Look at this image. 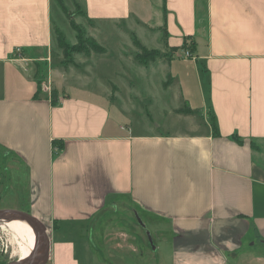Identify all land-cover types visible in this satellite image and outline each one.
<instances>
[{
    "label": "crops",
    "instance_id": "obj_1",
    "mask_svg": "<svg viewBox=\"0 0 264 264\" xmlns=\"http://www.w3.org/2000/svg\"><path fill=\"white\" fill-rule=\"evenodd\" d=\"M50 1L0 0V149L13 174L0 185V196L13 189L17 197L23 168L28 213L46 226L48 259L96 264L88 247L76 248L67 226L82 228L107 208L126 204L141 213V223L145 218L155 229L162 228L160 220L170 224L171 238L155 244L156 264H264V0H160L154 8L159 21L143 0H72L69 6L61 0L69 12L85 13L73 19L87 36L95 37L96 21H133L141 39L135 32L131 37L167 53L168 63L158 59L144 67L185 63L195 70L193 93L177 91V105L160 106L163 121L140 129L108 108L117 85L105 89L106 107L75 92L73 67L50 77L54 28L62 32ZM105 31L122 36L118 27ZM188 35L197 42L189 57L172 49ZM119 52L123 67L129 58L122 47ZM92 54L75 56L91 60ZM41 62L46 79L36 74ZM170 76L175 82L182 73ZM186 105L192 114L174 113ZM146 116L152 118L149 110ZM118 230L107 232L104 244L123 251L132 244ZM108 256L105 264H127L112 251Z\"/></svg>",
    "mask_w": 264,
    "mask_h": 264
},
{
    "label": "rangeland",
    "instance_id": "obj_2",
    "mask_svg": "<svg viewBox=\"0 0 264 264\" xmlns=\"http://www.w3.org/2000/svg\"><path fill=\"white\" fill-rule=\"evenodd\" d=\"M63 1L68 6L72 3V0ZM143 1L146 3V12L150 14L151 11L147 8V6L150 7L154 13V18L156 21H159L160 12L158 11V8L157 11H155L154 8L160 0ZM50 10L55 24L62 28L65 40L69 43H73L75 31L69 26L65 19L66 17L61 12L56 0L50 1ZM55 13L59 14L61 18H58L57 16L55 17ZM70 14L71 18H74L73 14H77V20H80L79 17L81 16H83V18L85 17V13L83 11H79L78 9L70 10ZM96 22L99 23H96V28L93 31V35H95V37L93 36L92 38H94L98 44L103 46L107 53L100 55L97 53L92 54L91 56L95 55L96 57H92L91 60H88L90 58L87 59L84 57L77 58L74 55L71 56L72 58H64L60 49L57 47L54 36V39L52 40L53 50L51 51L50 77H56L57 69L65 70L66 66L73 67V72L75 74L73 80L76 83V86L73 89L75 90L77 88L75 92L81 93L82 95L85 94L87 97L96 100L97 103H103L106 107L107 101H105L103 96L105 89L109 91L111 90L112 85H117L118 93L114 99L116 101L112 102L108 108L114 114L118 112L119 114H117V116L122 119L127 114V117L133 125H135L136 129H140L141 125L145 122H149L151 124L153 123V125H155V122H162L163 118L158 115L160 106L170 107L177 105L176 99L178 92L183 93V95H188L193 93L195 87L197 88L195 70L192 69L191 65L188 67L184 66L185 63L182 65L171 63V65L169 64V67L168 64L163 67L159 66L157 63H152L151 65L144 67L131 59L132 55L136 52V48L132 43L131 33L135 32L137 38L141 39V30L134 27L135 25L133 24V21H131V23L125 22L124 24L105 23L102 21ZM77 24L82 26L80 23ZM112 26L113 28L118 27L122 31L121 38L115 36L114 34L111 35L106 31V33H103L104 29L109 30ZM127 30L129 34L128 36H125V31ZM159 37L161 36L159 35ZM121 47L124 50V55L129 58L122 64L123 67L118 66V64L123 62L122 60L119 61V51ZM185 53L186 51H184V56H190ZM164 54L166 55L164 57H167V53ZM70 59L72 61H70ZM158 59H162L160 61L161 64H165L167 61L165 58H157L156 60ZM185 60L191 59L185 58ZM73 61L74 63H72ZM36 64L37 76L39 78L41 77L42 79H46V72L48 71L47 63L41 62ZM77 64H80V66L77 67ZM34 65L35 62H33L32 66ZM170 69L175 73L180 70L182 77L181 80H175V82H171L167 87H165L164 82L167 81V76L171 73ZM109 80H111V82H108ZM149 98L152 99L151 104L148 101ZM180 101H182V99ZM148 110L150 111L152 117L151 119L146 116ZM183 124L184 122L180 123V125ZM7 159V157L2 156L0 149V185H5V187L8 184V181L13 180V174L7 166ZM19 176L20 180L17 181L18 183L15 182L16 184H19L16 191L17 197L13 198L12 194L15 192L13 189L9 190L6 193L7 196L2 198L0 196V208H14L24 212H29V207L27 206V196L24 189V178L27 179V175L24 173L23 168L20 170ZM6 221H0V261L4 264L17 261L23 254L19 255V245L21 241L2 225L3 223H6ZM143 221L144 222L141 223L140 212L132 210L129 205L121 204L115 209L107 208L105 211L91 219L82 228L77 224L67 226V232L70 238H75L77 243L76 248H80V250H82L84 247H88L90 249L91 257H95L99 260L96 264H105V262L112 259L108 256L109 251H112L124 262L126 259L127 264H156L157 257L160 254L158 253V250H155V244L160 243L162 240V243L165 245L164 241L166 242L172 236L171 226L168 222L160 220L161 224L159 225H161L162 228L155 229L149 220L146 221V219L143 218ZM111 230H118V233L124 232L128 234L130 236L128 242L132 245L126 246L123 248V251H115L106 246L104 244L105 235ZM253 234L256 235L255 231ZM245 245H248V243L245 242ZM133 247L138 251L132 252L131 249ZM167 249H169L168 245L163 246V255L161 254L163 258L167 256ZM165 263L170 262H163V264ZM45 264H53V261L48 259Z\"/></svg>",
    "mask_w": 264,
    "mask_h": 264
},
{
    "label": "trees",
    "instance_id": "obj_3",
    "mask_svg": "<svg viewBox=\"0 0 264 264\" xmlns=\"http://www.w3.org/2000/svg\"><path fill=\"white\" fill-rule=\"evenodd\" d=\"M58 5L61 8V11L67 18L70 27L75 31V36H76V42L74 44H69L65 38L64 35L60 30L57 28H54V34H55V39L57 43V47L60 49L62 56L64 58H72V55H85L89 56L91 53H97L101 54L104 53L106 50L103 46L97 43V41L85 34L84 29L82 26L77 24L73 18H71L70 12L65 8L61 0H56ZM77 7V6H76ZM78 8V7H77ZM81 11V10H79ZM132 43L136 48V53L133 56V60L136 63H139L141 65H145L148 62L155 61L157 58H162L166 56L164 53L156 50V49H148L144 45H142L135 37L132 36ZM196 39L192 35L185 36L183 38V42L180 46L177 47H172V49H180L183 51H186L189 55H192L195 52L196 49ZM70 61H72L70 59ZM171 76L168 74L167 76V81L164 82V86L167 87L171 83ZM40 80L38 79L37 84L39 86ZM52 98L55 97V92L54 90L51 91ZM55 103V100L53 99V104ZM174 113L181 114V115H189L194 112L193 109L188 107V105L179 107L173 110ZM210 121V126L212 129L213 134H218L217 128H216V123H215V118L212 115L209 118ZM237 140L241 142V139L233 136ZM56 143V142H55ZM250 147H256L254 142L249 141ZM0 264H4L2 261H0Z\"/></svg>",
    "mask_w": 264,
    "mask_h": 264
},
{
    "label": "water",
    "instance_id": "obj_4",
    "mask_svg": "<svg viewBox=\"0 0 264 264\" xmlns=\"http://www.w3.org/2000/svg\"><path fill=\"white\" fill-rule=\"evenodd\" d=\"M20 219L29 224L35 239V248L28 257L7 264H45L49 257V237L45 224L28 212L16 209H0V221ZM257 234V232H255Z\"/></svg>",
    "mask_w": 264,
    "mask_h": 264
},
{
    "label": "bare ground",
    "instance_id": "obj_5",
    "mask_svg": "<svg viewBox=\"0 0 264 264\" xmlns=\"http://www.w3.org/2000/svg\"><path fill=\"white\" fill-rule=\"evenodd\" d=\"M2 225L5 226L15 237H17L21 241L19 245V255L22 253L23 254L22 257H20V259H24L28 257L31 251L35 248V245L37 243L35 239V235L29 224L20 219H13V220H7L6 223H3Z\"/></svg>",
    "mask_w": 264,
    "mask_h": 264
},
{
    "label": "built area",
    "instance_id": "obj_6",
    "mask_svg": "<svg viewBox=\"0 0 264 264\" xmlns=\"http://www.w3.org/2000/svg\"><path fill=\"white\" fill-rule=\"evenodd\" d=\"M186 55L188 54L187 52L185 53ZM189 55V54H188ZM48 86H46V88H47Z\"/></svg>",
    "mask_w": 264,
    "mask_h": 264
}]
</instances>
